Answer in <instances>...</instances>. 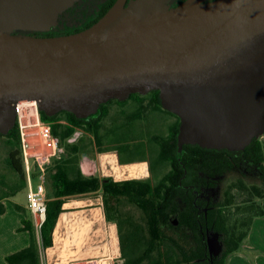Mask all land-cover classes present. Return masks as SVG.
I'll use <instances>...</instances> for the list:
<instances>
[{
  "label": "water",
  "instance_id": "1",
  "mask_svg": "<svg viewBox=\"0 0 264 264\" xmlns=\"http://www.w3.org/2000/svg\"><path fill=\"white\" fill-rule=\"evenodd\" d=\"M77 0H0V133L15 104L79 118L158 90L184 144L243 150L264 130V0H114L73 33L44 31Z\"/></svg>",
  "mask_w": 264,
  "mask_h": 264
},
{
  "label": "trees",
  "instance_id": "2",
  "mask_svg": "<svg viewBox=\"0 0 264 264\" xmlns=\"http://www.w3.org/2000/svg\"><path fill=\"white\" fill-rule=\"evenodd\" d=\"M60 19L48 30H17L14 33L54 36L86 28L70 26L63 14ZM134 95L142 96L137 100L135 112L126 115L124 122L105 126L104 120L109 116V104L116 102L123 107L122 103ZM145 97L147 101L144 100ZM127 99H109L101 103L95 113L84 118H79L67 110H61L51 116L40 112L42 119L53 121L52 131L64 148L60 158L53 159L48 168L46 215L39 229L40 244L45 248L52 245V232L59 214L63 211L62 205L66 197L99 192L105 219L117 225L121 258V262L117 264H224L227 256L238 250L245 240L253 218L264 214L259 202L264 197V139L254 137L243 150L206 148L189 143L184 144L181 151L177 152L176 135L180 119L178 115L162 107L159 91L132 93ZM148 110L162 111L174 118L165 136L154 133L150 136L153 141L151 150H155L150 170L153 172L164 164L169 166L160 177L156 180H114L111 176L82 172L80 159L85 155L93 157L96 151L115 150L120 163L145 159L143 155L134 158L123 153L131 147L126 138L137 129L134 121L143 119ZM60 119L65 123L58 122ZM104 127L105 130L101 132ZM76 128L82 129L81 136L74 142H67V137ZM0 135L6 137L7 160L18 176L10 190L0 195L1 200L26 187V179L16 127L13 126L7 133ZM262 135L264 137V130ZM104 138L114 142L113 146L102 147ZM242 164L255 169L260 182L249 184L238 178L225 187L222 200H206L205 189L217 185L219 177ZM234 188L242 195L240 204L236 203L237 194L233 191ZM124 200L135 205L140 211V220H135L132 216L122 217L120 207ZM234 203L236 216H232L230 208ZM3 209L4 204L0 201V212H3ZM172 218L175 219L174 222ZM22 229L28 230L30 243L7 255V262L40 264L39 244L35 238L33 222L29 219L23 220ZM208 230L216 231L223 245L222 251L216 257L209 254L206 239Z\"/></svg>",
  "mask_w": 264,
  "mask_h": 264
},
{
  "label": "rangeland",
  "instance_id": "3",
  "mask_svg": "<svg viewBox=\"0 0 264 264\" xmlns=\"http://www.w3.org/2000/svg\"><path fill=\"white\" fill-rule=\"evenodd\" d=\"M122 110L124 112H122ZM132 110L133 107L131 106L122 107L116 104H109V116H107L104 120V123H106L105 126H113L124 122L126 120V115H128L129 113H133ZM145 114L146 117L148 116L147 118H140L134 121V123L137 125V129H135L136 131L134 132L130 131L131 133H129L128 137L126 138L127 144L131 147L127 152H124L123 155L129 157L132 156L134 158H138L143 155V157L148 158L149 161L152 162L155 150H151V147H153V141L150 136L153 133L159 136H165L167 134L166 125L167 123H169L167 121V118L171 115L165 117L166 114L160 115L159 113H154L152 111H147ZM154 116L158 118L154 121H151ZM104 130L105 127L102 128L101 132ZM81 134L79 136H81ZM259 137L261 139H264L262 133L259 134ZM113 144L114 142L108 141L106 138H104L101 146L106 148L113 146ZM7 149L6 137L4 135H0V195L4 192L9 191L10 186L15 183L18 177L17 172L8 163ZM112 151L115 150L96 151L92 158L95 159L97 168H100V170H104V172L106 173L114 172L115 176L118 177L120 176V171L122 168L120 166L121 163L119 162V160L117 162H108L109 154H112ZM168 167L169 166L167 164H164L162 169H159L158 172L160 173L166 170ZM124 168H127V166H125ZM258 176V172L255 169L246 164H242L240 167L228 171L223 176L219 177L217 185L205 189L204 196L206 200H210L212 202L222 200L224 196V189L230 182L236 181L238 178H242L245 183L249 184L252 182H260ZM236 190V188L233 189L235 194H237L236 203L240 204L242 195H239V191ZM65 200H79L76 203L81 204V206L75 209L80 212L84 211L86 213L83 216L79 215L78 218H75L77 220L66 218V229L62 234L60 232L62 226L61 224L56 228V232H52V245H55L54 249H56L55 252L57 253V255L61 258L63 256V259L79 258L82 259L86 264L120 263L121 258L117 225L115 222H108L107 220H105L102 198L100 194L89 193L72 195L66 197ZM0 201L4 204L3 212H0L1 253L4 240L7 238V236H9L10 241H12L13 239L16 240L17 236H20L21 246L24 245V240L29 241V232L26 229H22V225L23 220L25 219H29L32 221V214L27 207L26 187L21 188L14 195L2 198ZM16 203L19 204V207L16 206ZM236 203L230 205L231 212H233L232 216H236V211H234ZM96 207L100 208L102 217L101 221L96 220V218L98 217V215H96ZM120 210L123 213L122 217L132 216L135 220H140L141 218L140 211H138L135 205L129 203L128 201L124 200L122 202ZM15 212H19L21 214L20 218L18 219L21 221L16 222L17 215ZM69 219V224H67V221ZM172 220L173 222L175 221L174 218H172ZM12 223L18 224V226L14 228L15 232L12 231ZM81 231H83V233ZM34 234L39 244L38 251L40 255V252L43 253L46 248L42 247V245L39 243L40 239H37V235L40 238V234L39 231L35 229V227ZM206 239L210 256H218L223 249L220 235L216 231L208 230L206 232ZM244 241L245 243H247V239H245ZM49 252H51V250H49ZM245 253L246 255H250L252 252H249L247 250ZM103 260H105V262H103ZM62 261L64 262V260Z\"/></svg>",
  "mask_w": 264,
  "mask_h": 264
},
{
  "label": "built area",
  "instance_id": "4",
  "mask_svg": "<svg viewBox=\"0 0 264 264\" xmlns=\"http://www.w3.org/2000/svg\"><path fill=\"white\" fill-rule=\"evenodd\" d=\"M35 100H22L15 104V123L19 137L20 157L26 179L27 207L32 214V222L37 231L46 215V179L53 159L62 155L64 148L52 131L53 121L44 120ZM65 123L64 120H58ZM82 129L67 137V142L79 138ZM40 252V264H86L79 258H67L64 263L55 255Z\"/></svg>",
  "mask_w": 264,
  "mask_h": 264
},
{
  "label": "crops",
  "instance_id": "5",
  "mask_svg": "<svg viewBox=\"0 0 264 264\" xmlns=\"http://www.w3.org/2000/svg\"><path fill=\"white\" fill-rule=\"evenodd\" d=\"M141 98H142V96H140V95H134L132 98H129V99L126 98L127 100L125 102H123L122 104H123V106L133 107L132 112L134 113L135 109L137 107V100H140ZM144 100L147 101V98L145 97ZM114 104L119 105L116 102L110 103V105H114ZM148 111H150V110H148ZM152 112H154V113L157 112L160 115L166 114L165 117L169 116V114L164 113L162 111H152ZM145 117H146V114L143 115V118H145ZM157 118L158 117L154 116V118L151 121H154ZM173 120H174L173 116H169L167 118V121L169 122L166 125L167 130H168V126L171 124V122H173ZM108 158H109L108 162H110V161H116L117 162L118 161L117 152L112 151V154H109ZM117 164H119V163H117ZM120 166L122 167L121 171H120V176L116 177L114 172L106 173V172H104V170H100V168H97V165L95 163L94 158L85 155L80 159V167H81V170L83 173L95 174L98 176L109 175V176L113 177L114 180H123V179H129V178H136V179L151 178L152 180H156L163 173V171L160 173L158 172V170L162 169V167L159 169H155L152 172L150 170V161L148 158H145L143 160L137 159L136 161L129 162V163H121ZM125 166H127V168H124ZM132 171H135V172L133 173ZM90 193H99V192H90ZM86 194H89V193H86ZM100 196H101V194H100ZM78 201L79 200H72V201H66L65 200V202L62 205L63 211L58 216L56 226L54 227L53 233L56 232V228L60 224L62 225L61 229H60L61 234L63 232H65V229H66L65 228L66 227L65 226V223H66L65 219L66 218L77 220L75 218H78L79 215L80 216L85 215L86 212H84V211L80 212V211L75 209V208H78L81 206V204L76 203ZM259 202H260V204L264 210V197L261 198L259 200ZM16 204L19 205L18 203H16ZM99 211H100V208L96 207V214L97 215L100 214L96 218L97 221H101V219H102L101 212L99 213ZM63 212L65 213L64 219L62 218L61 221L58 222L60 215ZM15 213L17 215L16 222L21 221V220H18L20 218L21 214L19 212H15ZM104 218H105V216H104ZM70 219L67 221L68 222L67 224H69ZM108 222H111V221H108ZM17 226H18L17 223H12L11 228H12L13 232H15L14 228H16ZM29 238H30V236H29ZM37 239H40L38 235H37ZM245 239H247V243H245V241H244V243L241 244L240 249L230 253L227 256L224 264H264V214L261 216H256L253 218L252 223L250 225V229H249L248 234H247ZM29 243H30V239H29V241L24 240V245L21 246L20 236H17L16 240L13 239L12 241H10L9 236H7V238L4 240L3 248H2V251L0 253V264H10L7 262L5 257L11 253H14V252L28 246ZM54 246L55 245L46 247L45 251L50 256L55 255L56 257H58L60 259L61 257L58 256L57 253L55 252L56 249H54ZM49 250H51V252H49ZM247 250L249 252H252V253L250 255H246L245 252ZM247 256L249 257V259ZM60 260L62 263H64L66 261V259H63V256ZM62 260H64V262Z\"/></svg>",
  "mask_w": 264,
  "mask_h": 264
},
{
  "label": "flooded vegetation",
  "instance_id": "6",
  "mask_svg": "<svg viewBox=\"0 0 264 264\" xmlns=\"http://www.w3.org/2000/svg\"><path fill=\"white\" fill-rule=\"evenodd\" d=\"M177 1H178L177 3H174L172 0H169L168 1L169 6H174L182 2L183 0H177ZM200 1L206 2L210 0H200ZM113 2L114 0H93V1L77 0L70 7H68L62 13L59 14L57 23L61 20L60 15L63 14L65 16L66 21L69 22L70 26L74 28L87 27L91 25L93 22H95L100 17V15L104 11H106V9H108L107 7H109ZM80 9H83V11H80ZM14 32H17V30H15Z\"/></svg>",
  "mask_w": 264,
  "mask_h": 264
},
{
  "label": "bare ground",
  "instance_id": "7",
  "mask_svg": "<svg viewBox=\"0 0 264 264\" xmlns=\"http://www.w3.org/2000/svg\"><path fill=\"white\" fill-rule=\"evenodd\" d=\"M141 166V165H140ZM140 171V170H139ZM133 173L135 172V171H132ZM131 172V173H132ZM99 213H100V211H99ZM95 214V213H94ZM97 215V214H96ZM100 215V214H99ZM98 215V216H99ZM64 216H65V213L63 212L61 215H60V218H59V220H58V222H60L61 221V219L63 218L64 219ZM82 233H83V231H81ZM116 241V240H115ZM116 243V242H115ZM117 249V248H116ZM101 261V260H100ZM103 262H105V260H103Z\"/></svg>",
  "mask_w": 264,
  "mask_h": 264
}]
</instances>
